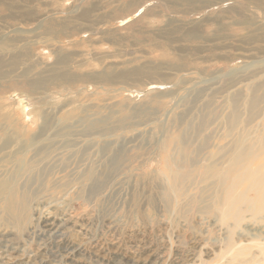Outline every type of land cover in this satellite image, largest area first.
Segmentation results:
<instances>
[{"label": "rangeland", "instance_id": "rangeland-1", "mask_svg": "<svg viewBox=\"0 0 264 264\" xmlns=\"http://www.w3.org/2000/svg\"><path fill=\"white\" fill-rule=\"evenodd\" d=\"M228 1L0 5V181L34 215L0 194V264H264L262 247L232 252L264 243L263 214L245 203L247 220L227 222L202 176L229 166L244 130L264 137V106H248L264 96V0ZM172 166L191 176L186 196L171 195Z\"/></svg>", "mask_w": 264, "mask_h": 264}, {"label": "bare ground", "instance_id": "bare-ground-1", "mask_svg": "<svg viewBox=\"0 0 264 264\" xmlns=\"http://www.w3.org/2000/svg\"><path fill=\"white\" fill-rule=\"evenodd\" d=\"M229 1H231V0H229ZM3 3H5V0H0V5H2ZM49 20H50V18H47V17L42 19L41 22H42L43 26L46 25V22H49ZM3 38H5V37H3ZM0 43H1V41H0ZM262 48L264 49V45H262ZM182 51H183V49H182ZM6 63H7V61L5 59H3V58L0 59V75L4 74V65ZM17 63H19V61L15 62V64H17ZM61 64L62 65H68V64H70V62L68 60H65V61L63 60L60 63V65ZM259 64L261 65V62L254 63L248 69L250 70L251 68L252 69L256 68V71H257L258 68L261 69ZM242 70L245 71V68ZM240 74H241V72H240ZM236 75H237V73H236ZM70 77H71V75L67 74V73L65 75L61 76V78H65V79H70V80L74 79V78H70ZM93 78L94 79L103 78V76L93 77ZM227 78H229V77H227ZM209 81L211 82V80H209ZM206 82L207 81H205V83ZM217 84H215V85L217 86ZM38 86H41V85L38 84ZM38 86L35 85V87H38ZM261 91H262L261 86H260V88L255 89V94L253 95L252 99H250L248 101L249 102L248 106H251L254 112L261 111L263 106H264V96L261 94ZM233 98L234 99L231 102V106L234 110V113L232 116V121L235 124L236 123L240 124L241 120H242V115H241L242 111L240 109V105L242 103L241 98L239 96H236V98L235 97H233ZM237 127L238 126H234V131L237 129ZM64 131H65V129H64ZM55 139H56V137H55ZM184 142H185V140H183V138H181L180 143L184 144ZM185 145H187V144H185ZM183 148L186 149L187 146H185ZM88 151H89V149H88ZM227 152H228V154L231 155V160H230L228 167L221 168L219 165L213 164V165L207 167L202 172V176H203L204 180L217 185L219 187L217 190L219 192L221 190V193H223L226 196L225 201H223V198L221 199L220 196L217 198V200L220 199V201H221V204H219L220 209L222 208L223 205H225V207L222 208V211L225 210V211H223L225 220L227 222L235 220L239 224L241 222L247 220L249 211L244 208L245 203H249L251 205H254V207L250 208V209H253L256 215L262 213L263 217H264V137H261L260 139H256L251 130H244L243 134L239 135V137L236 139L235 145L231 149H225L221 153V155L226 154ZM250 163L253 165H250ZM172 169H173L172 172L174 173V177H173L171 195L172 196H180V197L186 196V194H187L186 183L184 181L190 180L191 176H188L185 178V176L181 175L176 170L175 166H172ZM22 192L23 191L21 190L20 183L18 181H15L12 179L0 181V194L3 196H7L10 199L11 210L10 209L9 210L12 213H14L15 215H17V217L20 218L19 220L21 222L29 223V221H32L33 217H34V215L32 216V218L30 217L31 210L33 208L31 205V202H30L31 197H29L28 195H25ZM9 207H10V205H9ZM44 222L50 224V226L55 227L57 225L58 219L54 218V217H52V218L45 217L41 221V224ZM242 246H244V245H242ZM242 246L235 247L232 250L233 255L236 256L235 261L236 260L242 261V259H240V258L248 256L249 253L251 251H253L254 247H256V246L262 247L261 249H262L263 254H264V243H262V242H255L250 247H242ZM244 262H247V261H244ZM150 263L151 262L149 260L147 262H141L140 264H150Z\"/></svg>", "mask_w": 264, "mask_h": 264}]
</instances>
